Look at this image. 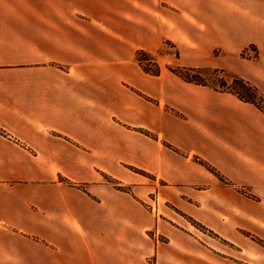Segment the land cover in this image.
I'll list each match as a JSON object with an SVG mask.
<instances>
[{
  "label": "crops",
  "instance_id": "crops-1",
  "mask_svg": "<svg viewBox=\"0 0 264 264\" xmlns=\"http://www.w3.org/2000/svg\"><path fill=\"white\" fill-rule=\"evenodd\" d=\"M164 42L224 45L228 53L254 47L251 81L264 99V0H0V264H20L23 236L42 238L43 264H131L129 238L128 250L103 246L116 224L128 237L148 226L96 184L101 160L112 174L116 155L171 174L173 186L203 187L187 213L216 238L155 221L168 240L155 244L158 264H264V112L201 87L186 95L194 106L183 95L174 104L185 118L168 127L162 112L147 120L145 109L122 101L123 124L169 128L162 137L178 150L177 164L156 144L115 133V79L126 70L115 69L109 45L152 51ZM193 156L228 184L189 162Z\"/></svg>",
  "mask_w": 264,
  "mask_h": 264
},
{
  "label": "rangeland",
  "instance_id": "rangeland-1",
  "mask_svg": "<svg viewBox=\"0 0 264 264\" xmlns=\"http://www.w3.org/2000/svg\"><path fill=\"white\" fill-rule=\"evenodd\" d=\"M110 46L114 48L115 52V69L126 70L125 73L116 76L115 79L116 104L111 108L115 120V133L123 134L124 132L125 134H129L132 139H140L141 142H146L148 147L156 144L158 148L164 150V153L168 155L167 157L163 156V158L168 162L173 161L174 164H177L179 161L174 160L172 155L178 152V150L172 147L162 135L163 133L170 132L168 127L171 126V122L175 121L176 124L177 120H184L185 115L182 112L180 113L174 106L178 101L183 100L182 95L184 97L183 103L190 101V105L194 106L192 100L195 98L186 100V95L198 88L204 87L211 93L233 95L230 90L234 86L240 87L234 83L235 79L244 80L254 86V82L251 81L254 71V47L252 46L238 53H228V51L224 50V45H210L209 48H205L203 45L173 44L171 42H164L157 48L151 45L152 51L142 47L143 45H134V47L132 45L115 44ZM130 49L133 51L143 50L148 53L150 59L147 60L144 57L146 69L149 72L160 70V75L152 76L150 75L151 73H146L136 60L135 52V58L134 54L131 55L130 53L129 58L132 59L124 65L123 62L127 61L125 56ZM185 71L194 79H203L212 88L185 82L177 75L179 73L184 74ZM242 93L246 95L245 92ZM196 99L199 100L198 98ZM103 101L100 98V104ZM122 101H129L135 106L136 110L145 109L147 120H153L156 113L162 112L163 123L168 126V129L163 127L162 131H158L149 123L143 125L123 124L120 120L123 112ZM261 106L264 109V102H261ZM159 141L160 146L158 145ZM121 149L122 147L116 141L114 152L122 154ZM182 156L188 159V155L183 154ZM101 157L100 159H102ZM102 161L100 162V168L97 169L99 181L96 184H106L110 187V195L122 213H131L136 218L145 217L146 225H148L144 227L145 230L143 229L142 232L133 230V233L130 232V237H128V233L124 231L125 225L119 222V227L116 224L114 228L117 235L109 237V242L104 241V247L111 249L119 248L118 250L120 251L122 249L128 250V245L123 242V237L125 241L126 238H129L132 241L129 250V261L131 264H158L154 252L155 244L165 246V244H168V240L166 236L159 235L156 232L155 225L153 224L155 221L160 222L161 225L174 228H181L180 225H183L200 237L208 235L212 239L216 238L199 220L187 213L188 208L194 211L195 207H198L199 202L193 201L190 195L192 193L201 194L203 190L202 186H173L170 183L171 174H165L167 176L163 175L161 177L144 167L132 165L126 161L122 162L121 157L118 155L114 157V166L110 168L113 170V173H106L102 170V167H107L105 166L107 164L106 161L105 163ZM189 162L197 163L206 172H210L216 176L217 180L228 184V181L221 176L219 171L203 158L193 156ZM58 181L71 187H76L84 192L88 190L83 184H75L61 176L58 178ZM242 192L252 197L249 190L243 189ZM247 236L254 241V237H251L250 234ZM115 237L116 240L114 239ZM43 248L44 243L41 237H20L19 263L43 264Z\"/></svg>",
  "mask_w": 264,
  "mask_h": 264
},
{
  "label": "trees",
  "instance_id": "trees-1",
  "mask_svg": "<svg viewBox=\"0 0 264 264\" xmlns=\"http://www.w3.org/2000/svg\"><path fill=\"white\" fill-rule=\"evenodd\" d=\"M147 58V60L150 59V56L148 55V53H146L143 50H138L136 52V60L138 61V63L141 65L142 69L146 72V73H151L150 75L152 76H159L160 75V70L157 71H151L149 72L146 67H145V58ZM181 79H183L185 82L190 83V84H195L198 86H209L205 83V81L203 79H194L192 76L189 75V73L187 71H185L184 74L179 73L177 74ZM236 85H239L240 87H233L230 91L231 94L235 95L239 100L246 102V103H250L255 105L257 108H259L262 112H264L263 107L261 106V102H264V99L258 94L257 89L252 86L249 82H246L244 80H239V79H235L234 82ZM234 84V85H235ZM211 87V86H209ZM212 88V87H211ZM214 90V89H213ZM217 90V89H216ZM245 92L246 95H244ZM260 242V241H259ZM261 244H263L262 242H260ZM264 245V244H263Z\"/></svg>",
  "mask_w": 264,
  "mask_h": 264
}]
</instances>
